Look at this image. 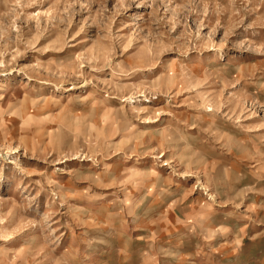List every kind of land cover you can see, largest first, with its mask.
Returning a JSON list of instances; mask_svg holds the SVG:
<instances>
[{"label":"clouds","instance_id":"obj_1","mask_svg":"<svg viewBox=\"0 0 264 264\" xmlns=\"http://www.w3.org/2000/svg\"><path fill=\"white\" fill-rule=\"evenodd\" d=\"M171 3L172 0H151L153 13L155 14L161 6L166 12H171V19L163 20L162 24L174 28L182 21H186L190 14L195 13L199 16L202 9L208 25L201 23L197 27V32L201 27L209 26L207 40L202 46L194 44L192 47L197 52L211 49L214 56L210 59L207 57L185 59L187 50L181 48L180 56L175 61L176 70L173 72L165 70L150 83L140 87L121 86L115 91L111 88L106 89L109 98L113 95L120 98L125 96V93H130L125 97L129 101L141 99L152 101L158 97L163 98L164 102L159 109L130 107V110L126 111L123 107L117 108L115 112L120 114L124 127L117 128L116 124L120 121H115L110 125L111 131H108L100 126L96 118H89V114L97 111L101 106L100 102L96 101L89 109L88 104L92 101V97L69 93L65 101L64 93H52L53 96H59V99L50 101L54 105L52 114L43 115L40 104L31 101L36 111L32 115H26V112L31 111L28 108L29 96L38 94L40 91L38 88L25 85L24 99L17 100L16 97H11L7 104L3 93L0 92V135L4 138L5 147L11 143L9 133L15 132V126L10 125L9 118L19 116L25 120V125L20 129L19 148L34 151L37 159L51 163L48 158L55 152L60 160L71 159L73 153L77 155L83 153L91 160L92 164L87 168L84 165H65L64 169H60L64 171L71 168L70 180L74 177L76 181L87 182V187L82 192H72L70 189L61 192L63 185H57L61 197L60 203H65L70 195L89 200H102L104 194L96 190L109 187L113 189L115 196L112 210L107 211V214L99 220L95 217L89 220L84 219L83 216H71L69 212L65 213L71 216L69 221L58 225L65 231L87 225L94 228L95 233L85 232L79 238L74 235L72 244L59 252L54 251L61 244L60 237L56 235L58 228L44 223L42 224L43 243L38 236L33 235L22 239L18 249L0 244V264H83L80 259V245L85 249L101 246L115 248L121 257L120 264H131L130 257L134 254L173 255L157 243L159 229L152 236L133 235L135 228L148 229V223L141 222L140 207L144 199L149 196L153 201L162 204L167 202L168 209L174 208L181 214L188 212L191 218V224L188 225L189 232L191 236L199 239L201 247H205L209 245L213 236L228 231L205 224L216 204L233 203L238 208L247 193L264 196V117L252 126L243 123L248 117L256 116L257 110L264 111V102L235 87L241 81L244 84L256 83V90L264 92V82H260V78L264 77V62L258 68L253 66L250 70L244 66L238 67V57L235 53L229 52L231 48L237 49L240 53L253 52L264 55V39L256 38L255 33H252L251 38L248 35V30L256 23L264 27V0H227L226 3H218L217 0H184V3L169 8ZM222 12L229 14V23L226 26L221 23ZM177 13L181 14L180 19H177ZM253 13L257 16L256 20L246 23L245 17ZM139 19L134 17L129 25H122V27H132L135 34L133 39L139 37ZM154 23L157 28L162 26L160 21ZM107 26L111 27V21ZM183 26L187 29L186 22ZM222 27L225 30L221 41L214 43L213 37ZM236 29L242 31L237 32ZM169 30L164 28L165 32ZM231 37L236 39L230 41ZM105 38L111 39L110 36ZM123 46L127 48L129 44L125 43ZM116 47L119 48L120 45L117 44ZM109 50L111 56L115 58L117 53L112 51L111 44ZM166 63L167 61L161 62V66ZM112 67L113 77L128 76L138 70L126 65L124 61H114ZM40 68L46 73L44 78L49 82H55V88L58 90L66 83L77 85L75 80H69V74L58 73L52 61L43 65L37 61L33 70ZM233 69H235L234 76ZM19 70L25 71V69ZM257 71L260 76L257 77V81H253L251 77ZM29 79L39 80L41 75L39 73L30 75ZM228 89L232 91L224 96ZM178 93H187V95L178 100ZM218 97H224L223 104ZM233 102L235 106H232ZM81 104H83L81 108L83 114L69 111L73 107H81ZM246 104L248 106H245ZM221 107L227 108V111H221ZM157 111L165 119L156 115ZM66 116H71L79 122L78 131L74 133V140H78L79 143L73 142L67 150H61L53 142L44 125L57 123ZM139 120L149 122L159 120L160 123L143 131H134L136 125L132 122ZM28 123L31 127L27 126ZM69 126L77 127L76 124ZM117 135L121 137L119 142L114 139ZM114 153L120 155L115 159H109ZM0 155L3 153L0 152ZM145 155L153 157L150 165L147 161H141L140 157ZM162 155H165L169 169L167 176L159 171ZM18 159L19 153L13 157V160ZM16 168L24 176L31 175L20 168L18 163ZM77 170L81 174L75 175ZM39 175L47 183H53L47 180L43 173ZM137 176L140 179H134ZM181 176L185 178L183 183H187L188 178H194L193 187L185 189L183 183H177L174 178ZM29 183L41 185V180L29 181ZM242 183H247L248 186L237 191V187ZM197 189L203 192L206 199L198 208L189 210V205L185 201ZM140 192H143V195L138 198L136 194ZM117 193L120 195L116 196ZM194 199L198 200L200 197ZM258 207H264V203ZM252 210L249 209L250 212ZM50 217L51 214L47 219L50 220ZM3 223L4 220H0V224ZM185 223L188 224V221L186 220ZM138 239L151 241L147 245V252L134 247V242ZM240 243L241 240L237 239L236 244L239 246Z\"/></svg>","mask_w":264,"mask_h":264},{"label":"rangeland","instance_id":"obj_2","mask_svg":"<svg viewBox=\"0 0 264 264\" xmlns=\"http://www.w3.org/2000/svg\"><path fill=\"white\" fill-rule=\"evenodd\" d=\"M217 2L226 3L227 0H217ZM182 3L184 0H172L169 8ZM113 14H115L114 18ZM134 17L140 18L139 37L135 39H133L135 34L132 27H122V25H129ZM180 17L181 14L177 13V19ZM220 17L221 23L228 25L229 14L222 12ZM256 18L255 13L250 14L245 17V22L252 23ZM170 19L171 12H166L162 6L154 14L151 0L147 2H141V0H0V74H2L0 75V85H2L0 92L4 95L5 103L7 104L11 97L23 100L24 86H35L40 91L36 95L29 96L28 108L31 111L26 112V115H32L36 111L31 101L40 104L43 115H50L54 108L50 101L59 99L58 95L53 96L52 93H64L65 101L67 94L78 93L81 97H92V101L88 104L89 109L92 103L100 102L99 109L91 112L89 118H96L103 129L111 131L110 125L115 121H120L116 124L117 128L124 127L122 118L115 109L123 107L128 111L130 107H148L157 110L163 104V98L158 97L152 101L126 100L125 97L130 93H125V96L120 98L115 95L109 98L106 89L111 88L115 91L121 86L140 87L150 83L165 70L173 72L176 70L175 61L180 56L181 48L187 50L185 59L187 57L210 59L214 56L211 49L197 52L192 47L194 44L202 46L207 40L209 26L201 27L197 32V27L201 23L208 25L202 9L199 16L195 13L190 14L186 21H182L174 28L162 24L163 20ZM109 21H111L110 28L107 26ZM154 21H160L162 26L157 28ZM185 22L187 29L183 26ZM164 28L170 30L165 32ZM224 30L223 27L217 30L213 37L214 43L221 41ZM236 31L242 30L236 29ZM252 33H255L256 38L264 39V27L259 23L248 30L250 38ZM109 36L111 39L105 38ZM235 39L236 37H231L230 41ZM125 43L129 44V47L125 48L123 46ZM109 44L112 45V51L117 53L115 58L111 56ZM117 44L120 45L119 48L116 47ZM229 52L235 53L238 57V67L244 66L250 70L253 66L258 68L264 62V55L259 53H240L237 49L231 48ZM37 61L42 65L52 61L58 73L69 74V80H75L77 85L66 83L61 89H56L55 82H49L44 78L46 73L43 68L33 70ZM114 61H124L126 65L138 70L128 76L113 77ZM164 61L167 63L162 67L161 62ZM5 66H7V72H5ZM19 69H25V71ZM37 73L41 75V79H29L30 75ZM232 75H235V69ZM259 76L257 71L251 78L257 81ZM260 82H264V77L260 78ZM235 87L264 102V92L256 90V83L244 84L241 81ZM230 91L232 89L226 90L224 96H227ZM185 95L187 93H178L177 99L181 100ZM218 99L221 104L224 103V97H218ZM232 106H235V102ZM82 107L83 104L69 111L83 114ZM221 111H227V108L221 107ZM156 115L165 119L158 111ZM261 117H264V111L257 110L256 116L248 117L243 123L252 126L259 123ZM9 120L10 125L15 126V132L9 133L11 143L8 147H5L4 138L0 135V152L3 153L0 155V220H4V223L0 224V244L18 249L22 239L33 235L38 236L43 243L42 224L47 223L53 228H58L56 235L60 237L61 244L54 251L62 252L72 244L74 235L79 238L85 232L92 234L96 230L84 225L65 231L58 225L68 222L71 216H83L84 219L89 220L95 217L99 220L107 214V211L112 210V201L115 198L113 189L110 187L97 189L96 191L104 194L102 200H89L70 195L65 203H60L61 197L58 194L57 185H63L61 192L65 189L82 192L87 187L86 181H76L74 177L69 179L71 168L64 171L60 169H64L65 165H84L87 168L92 164L91 160L83 153L80 155L73 153L71 159L60 160L55 152L48 158L52 161L51 163L37 159L34 151L19 148L20 129L25 125V120L19 116L10 117ZM132 123L136 125L134 131H143L154 127L160 121L139 120ZM71 124H76L77 127H70ZM27 126L31 127V124L28 123ZM78 126V121L71 116H66L57 123L45 124L44 128L61 150H67L73 142L79 143L78 140H74V133L78 131ZM101 134L103 135V132ZM114 139L119 142L121 137L117 135ZM18 153L19 159L13 160ZM118 155L120 154L114 153L109 159H115ZM165 155L160 157L162 162L159 165V171L167 176L169 169ZM140 159L147 161L150 165L153 157L145 155ZM17 163L31 175L24 176L16 168ZM40 173L53 183H47L39 175ZM79 174L81 173L77 170L75 175ZM134 179H140V177L137 176ZM174 179L177 183H183L185 180L183 176ZM36 180H41V185L29 183ZM193 184L194 178H188L187 183H183V187L191 188ZM247 186V183H242L236 190L239 191L240 188ZM119 195V193L116 194V196ZM136 195L139 198L143 192ZM197 196L200 199H194ZM205 199L203 192L197 189L185 203L191 210L198 208ZM262 203H264V196L258 193H247L238 208L233 203L216 204L205 224L206 226L210 224L217 229H228V231L213 236L208 246L201 247L199 239L191 236L189 232L188 225L191 224V218L188 212L181 214L174 208L168 209L167 202L162 204L159 201H153L149 196L144 199L140 207L141 222H147L148 229L135 228L133 235L152 236L159 229L157 243L173 255L149 253L148 256H137L134 254L130 257L131 264H264V207H258ZM250 208L253 209L251 212ZM69 212L71 216L65 215ZM49 214H51L50 220L47 219ZM5 217L7 219H4ZM186 220L188 224L185 223ZM237 239L241 240L239 246L236 244ZM148 243L151 241L138 239L134 242V247L147 252ZM80 259L83 264H120L121 257L115 248L101 246L85 249L83 245H80Z\"/></svg>","mask_w":264,"mask_h":264}]
</instances>
